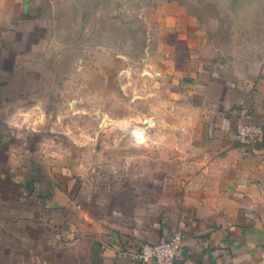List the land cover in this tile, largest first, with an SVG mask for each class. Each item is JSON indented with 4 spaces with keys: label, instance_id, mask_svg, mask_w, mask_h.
<instances>
[{
    "label": "crops",
    "instance_id": "crops-1",
    "mask_svg": "<svg viewBox=\"0 0 264 264\" xmlns=\"http://www.w3.org/2000/svg\"><path fill=\"white\" fill-rule=\"evenodd\" d=\"M108 22L122 32L133 23L132 37L149 40L146 54L170 60L160 85L170 88L171 110L161 123L149 121L154 156L132 185L117 186L109 210L78 208L59 189L40 190L38 210L23 211L51 238L26 264H151L123 258L118 248L177 229L184 236L177 264H236L242 254L247 264H264V141L242 148L234 137L240 121L264 127V0H0V153L8 158L12 150L15 97L7 88L18 85L15 71L28 78L43 69L28 60L45 38L57 39L60 50L74 28V38L91 43L92 24L103 33ZM26 174L18 182L30 194L37 188Z\"/></svg>",
    "mask_w": 264,
    "mask_h": 264
},
{
    "label": "rangeland",
    "instance_id": "rangeland-1",
    "mask_svg": "<svg viewBox=\"0 0 264 264\" xmlns=\"http://www.w3.org/2000/svg\"><path fill=\"white\" fill-rule=\"evenodd\" d=\"M149 9L141 7V12ZM96 25L92 24L91 43L80 35L74 38L79 31L68 28L60 50L58 40L49 36L53 30H46L50 38L42 40L39 52L28 60L43 69L28 72V78L24 71H15L18 85L7 88L15 98L7 127L12 138L7 147L12 150L8 158L0 153V264H26L30 253L34 256L51 238V232L38 230L23 211L38 210L40 201L34 197L41 189L63 191L78 208L107 211L115 201L112 193L132 185V176L147 169L143 161L154 156L149 121L157 116L161 123L171 110L170 88L160 85V71L170 60L146 54L149 40L133 38L131 22L124 32L108 22L102 24L105 32L95 33ZM157 43L153 50L159 49ZM136 128L145 129L143 138L135 139ZM25 174L35 179L37 190L30 194L20 190L18 180ZM143 180L140 195L146 202L148 183ZM236 264H247L244 254Z\"/></svg>",
    "mask_w": 264,
    "mask_h": 264
},
{
    "label": "built area",
    "instance_id": "built-area-1",
    "mask_svg": "<svg viewBox=\"0 0 264 264\" xmlns=\"http://www.w3.org/2000/svg\"><path fill=\"white\" fill-rule=\"evenodd\" d=\"M144 128H136L133 136L143 138ZM236 143L242 148H252L264 141V127L259 123L240 121L234 130ZM183 233L177 229L156 242H138L118 248V255L129 260L151 264H177L179 251L183 245Z\"/></svg>",
    "mask_w": 264,
    "mask_h": 264
}]
</instances>
